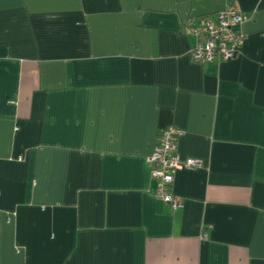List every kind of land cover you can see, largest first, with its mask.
<instances>
[{
    "label": "crops",
    "instance_id": "crops-1",
    "mask_svg": "<svg viewBox=\"0 0 264 264\" xmlns=\"http://www.w3.org/2000/svg\"><path fill=\"white\" fill-rule=\"evenodd\" d=\"M228 8L241 56L194 63ZM0 264H264V0H0Z\"/></svg>",
    "mask_w": 264,
    "mask_h": 264
},
{
    "label": "built area",
    "instance_id": "built-area-1",
    "mask_svg": "<svg viewBox=\"0 0 264 264\" xmlns=\"http://www.w3.org/2000/svg\"><path fill=\"white\" fill-rule=\"evenodd\" d=\"M244 19L233 8H228L212 18L189 20L184 34L195 42L191 50L194 63L208 64L215 60L230 61L241 56L245 42L241 32ZM180 133L174 129L165 131L158 139L151 158V177L158 183L157 198L171 207L173 211L181 209V201L173 194L175 174L182 169L200 168L194 160L182 163L177 156V140Z\"/></svg>",
    "mask_w": 264,
    "mask_h": 264
}]
</instances>
